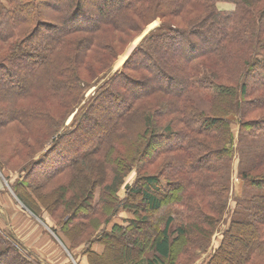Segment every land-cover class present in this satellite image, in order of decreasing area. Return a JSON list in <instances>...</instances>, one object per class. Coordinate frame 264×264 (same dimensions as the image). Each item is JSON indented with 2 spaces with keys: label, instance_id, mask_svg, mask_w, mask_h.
Returning <instances> with one entry per match:
<instances>
[{
  "label": "trees",
  "instance_id": "16d2710c",
  "mask_svg": "<svg viewBox=\"0 0 264 264\" xmlns=\"http://www.w3.org/2000/svg\"><path fill=\"white\" fill-rule=\"evenodd\" d=\"M0 79L3 171L72 261L264 264V0H0Z\"/></svg>",
  "mask_w": 264,
  "mask_h": 264
},
{
  "label": "rangeland",
  "instance_id": "374dc122",
  "mask_svg": "<svg viewBox=\"0 0 264 264\" xmlns=\"http://www.w3.org/2000/svg\"><path fill=\"white\" fill-rule=\"evenodd\" d=\"M84 5L86 10L91 11L89 4L85 2ZM219 7L221 8L222 6L220 5ZM158 24H160V19H156L154 22L147 25L142 34L134 38L127 45L128 47L122 52V54L117 57L111 71L107 74L105 73L103 78L111 77L112 73H114L116 70H119L127 61V58L130 55L131 51L137 47L136 45H138L142 38L146 36L152 29L156 28ZM15 82L12 83L15 84ZM70 122L71 117H68L66 119L65 126H68ZM5 145L6 140L3 138V136H0V165L3 172L0 173V255H2L1 264H8L10 262L11 255L13 254L12 250H8L10 248L18 250L21 258L28 264H83V262L86 261L84 258H81L78 262H74L69 258L67 252L65 254V250L64 248H62L60 241L57 237H55V234H53L50 229L51 227L55 226V223L53 220H51V217L48 213L43 211L40 216L32 217L31 214L27 212L25 207H23L20 201L17 200L16 195L13 193L10 187L16 181V175L11 174L9 172V168L8 171H3V168L6 167V165L4 164V160H2L1 162L2 156L3 154L5 155V151L7 150V147ZM233 145L234 146L232 149L230 160V172L232 173L229 182V186L231 189L229 195L230 198L228 199L229 206H233V198L238 197L243 189V186L240 184L239 180L236 177L239 173H241V171L239 170V165L245 160L246 157L244 156H250L248 154V145H246L242 151L240 150L236 140L234 141ZM241 152H243V155H240ZM8 161L11 160L8 159ZM4 176H7V178L9 177V180L5 179ZM162 214L160 215V212H154L153 214H151L152 220L150 222L153 223L155 220H157V218L162 217ZM224 226H226V222L220 225L219 232L225 230ZM216 236L212 238L213 245L216 242ZM20 244H22L24 248H22ZM93 249L98 253L101 252V250L98 248ZM209 251L210 249L207 251V254L209 253ZM148 255L147 253H145V256ZM206 255L199 254L200 259L195 264H203V261H206ZM66 258L69 259L71 263H66Z\"/></svg>",
  "mask_w": 264,
  "mask_h": 264
},
{
  "label": "crops",
  "instance_id": "0c3cea01",
  "mask_svg": "<svg viewBox=\"0 0 264 264\" xmlns=\"http://www.w3.org/2000/svg\"><path fill=\"white\" fill-rule=\"evenodd\" d=\"M67 263V262H66ZM83 264H87V262H83Z\"/></svg>",
  "mask_w": 264,
  "mask_h": 264
},
{
  "label": "water",
  "instance_id": "95a60500",
  "mask_svg": "<svg viewBox=\"0 0 264 264\" xmlns=\"http://www.w3.org/2000/svg\"><path fill=\"white\" fill-rule=\"evenodd\" d=\"M132 51H133V50H132ZM132 51H131V52H132Z\"/></svg>",
  "mask_w": 264,
  "mask_h": 264
}]
</instances>
